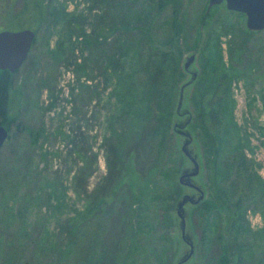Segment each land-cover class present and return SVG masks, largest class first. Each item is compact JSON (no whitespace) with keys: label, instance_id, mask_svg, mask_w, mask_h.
<instances>
[{"label":"rangeland","instance_id":"374dc122","mask_svg":"<svg viewBox=\"0 0 264 264\" xmlns=\"http://www.w3.org/2000/svg\"><path fill=\"white\" fill-rule=\"evenodd\" d=\"M27 1L0 0V29L35 32L28 56L13 73L15 93L3 124L9 136L0 148V264H72L77 245L68 242L79 238L63 232L65 224L87 212L104 183L108 142L124 155L151 115L159 118L166 144L157 197L150 202L154 221L161 216L160 196L172 203V182L181 185V193L173 202L168 239L153 242L148 264H176L189 253L188 243L193 254L182 264H216L215 233L219 221L225 231L231 216L242 221V254L264 264V29L248 31L245 16L224 3L200 20L208 0H180L173 20L172 3L164 5L150 33L143 32L147 0H42L39 18ZM117 21L119 32L107 30ZM96 27L115 44L108 48ZM189 56L194 59L185 71ZM192 72L197 79L184 88L177 113L179 89ZM183 133L199 169L186 181L202 199L225 205L207 214L216 217L204 241L205 214L198 203L183 205L185 240L176 215L183 196H199L179 182L194 170L181 150ZM236 153L243 155L238 164L248 180L240 184L222 163ZM119 214L116 208L110 237L122 234Z\"/></svg>","mask_w":264,"mask_h":264},{"label":"trees","instance_id":"16d2710c","mask_svg":"<svg viewBox=\"0 0 264 264\" xmlns=\"http://www.w3.org/2000/svg\"><path fill=\"white\" fill-rule=\"evenodd\" d=\"M133 0H125V3H132ZM149 3L148 23L144 20V33H150L152 30L149 25L154 19L155 15L164 5H170L172 3L175 12V16L172 15V20L176 18L178 5L181 4L180 0L178 4L176 0H147ZM40 0H29L27 4L33 14L39 18L44 11L41 6ZM147 5H144L146 7ZM230 11V10H229ZM235 12V11H233ZM240 13V12H237ZM242 14V13H241ZM209 15V8L203 13L200 20L204 21ZM244 15V14H243ZM175 24V21L169 24ZM168 26V24H167ZM120 23H115L108 27L107 30L113 32H119L121 29ZM96 27V32L99 34L101 40H106L107 47H111V43L115 44V41H109V36L102 33ZM103 29V28H102ZM0 30H11L8 27H3ZM248 30V29H247ZM244 29L245 32H248ZM254 32V31H250ZM117 36L119 34H116ZM115 36V37H117ZM150 36V35H149ZM114 38V37H113ZM97 40V39H96ZM116 59L111 60L115 62ZM13 73L7 70H0V124H4L6 120V107L9 100L12 98L14 88L12 85ZM195 77L191 85L195 83ZM180 90V89H179ZM209 100L208 103H211ZM159 118L154 115L148 119V121L142 126L137 139L127 149L124 155H121L115 144L110 141L109 156H108V173L105 177L104 183L100 185L95 193V197L92 201L91 207L87 212L81 216V218L71 224H65V230L68 232L72 239L79 241H69V245H77V249L72 254V264H148L149 247L152 246L154 241L164 242L169 236L168 226L171 227V211L174 210L173 203L176 201L181 193V185L172 182L173 195L171 194V205L169 206L167 200H163L160 196L159 209L160 218L155 220L152 217L150 209L153 198L158 189V179L163 173L162 160H166L164 151L166 144L162 135L158 132ZM8 130V129H7ZM8 132V131H7ZM29 135L31 137L30 131ZM9 133L7 134V137ZM6 137V139H7ZM36 138V137H35ZM38 138V137H37ZM243 155L241 153L233 154L230 158H225L222 163L228 166L230 169V178L232 182L236 184L244 183L248 181L243 177V169L240 164ZM159 159L158 165L153 167V163ZM226 166V167H227ZM238 187L237 185H235ZM159 198V197H158ZM176 199V200H175ZM120 204V205H119ZM199 208L204 210V222L202 226V239L205 240V235L208 231L209 225L216 217V212L225 208L223 203L219 206L209 200H200L198 202ZM154 206V205H153ZM156 207V206H154ZM116 208L120 209L119 217L122 218L123 231L122 234L127 232L128 236L123 239L119 235L112 234V237L108 234V226L110 220L116 215ZM157 209V208H156ZM225 210V209H224ZM208 213H215L213 217H208ZM238 215V214H237ZM239 216V215H238ZM218 217V216H217ZM239 218V217H238ZM238 218L231 216L228 218L225 231H222L223 223L219 221V226L215 233V253L211 259L216 264H258L259 257L250 255V253H243L240 244L237 242V231L242 227L239 224ZM227 219V218H226ZM242 223V221H240ZM229 224V227L227 225ZM124 229L126 230L124 232ZM205 233V234H204ZM208 240V238L206 239ZM210 242V241H209ZM143 243V244H142ZM145 244V245H144ZM68 247V246H67ZM68 247V252L72 253V249ZM237 250V251H236ZM75 259V261H74ZM214 259V260H213ZM164 257L159 258V262L162 263ZM209 264V261L206 262ZM212 264V263H211Z\"/></svg>","mask_w":264,"mask_h":264},{"label":"water","instance_id":"95a60500","mask_svg":"<svg viewBox=\"0 0 264 264\" xmlns=\"http://www.w3.org/2000/svg\"><path fill=\"white\" fill-rule=\"evenodd\" d=\"M224 3L227 10L240 12L245 16V26L248 30L258 32L264 29V0H208V8L214 5ZM35 38V32L31 29H22L18 31L2 30L0 31V70H7L10 73H14L21 66L23 61L28 56V52L32 46ZM194 57L189 56L184 63L183 67L185 71L193 62ZM195 78V73H191V78L185 82L179 90V97L177 102V113L181 106L183 90L186 86L190 85ZM187 137V141L182 145L181 150L185 156H187L194 165V170L190 173H184L179 177V182L188 185L192 188H196L199 192V196L194 200H191L190 196L185 195L181 198L177 208L176 215L181 222V237L185 240L184 229L185 220L182 214L183 205L188 201L190 203H198L203 198V193L192 183L186 181L191 177H194L198 173V164L196 160L189 155L186 146L190 143L191 139L189 135L183 133ZM7 137V130L2 124H0V148L3 145ZM189 245V253L176 264H182L187 261L193 254L194 247L191 243Z\"/></svg>","mask_w":264,"mask_h":264},{"label":"clouds","instance_id":"9594fccd","mask_svg":"<svg viewBox=\"0 0 264 264\" xmlns=\"http://www.w3.org/2000/svg\"><path fill=\"white\" fill-rule=\"evenodd\" d=\"M259 223V216H257L254 220H253V226H257V224Z\"/></svg>","mask_w":264,"mask_h":264}]
</instances>
